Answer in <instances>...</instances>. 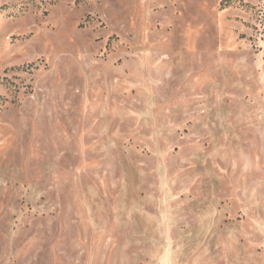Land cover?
Here are the masks:
<instances>
[{"label":"rangeland","instance_id":"1","mask_svg":"<svg viewBox=\"0 0 264 264\" xmlns=\"http://www.w3.org/2000/svg\"><path fill=\"white\" fill-rule=\"evenodd\" d=\"M0 264H264V0H0Z\"/></svg>","mask_w":264,"mask_h":264}]
</instances>
